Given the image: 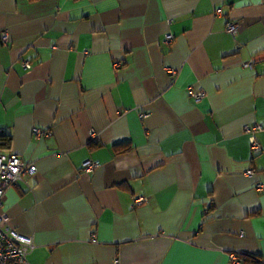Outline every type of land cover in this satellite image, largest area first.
<instances>
[{
	"label": "crops",
	"instance_id": "1",
	"mask_svg": "<svg viewBox=\"0 0 264 264\" xmlns=\"http://www.w3.org/2000/svg\"><path fill=\"white\" fill-rule=\"evenodd\" d=\"M0 136L27 264H264V0H0Z\"/></svg>",
	"mask_w": 264,
	"mask_h": 264
},
{
	"label": "built area",
	"instance_id": "2",
	"mask_svg": "<svg viewBox=\"0 0 264 264\" xmlns=\"http://www.w3.org/2000/svg\"><path fill=\"white\" fill-rule=\"evenodd\" d=\"M215 15H221V9H215ZM238 30L236 23L227 21L225 24V32L234 35ZM2 41H7V36H1ZM171 35L166 36V40L170 41ZM24 66L28 67L25 62ZM245 67H251L252 63L247 62ZM171 75H175V71L168 69ZM189 94L194 99L198 100L203 96L202 92L195 93L189 88ZM244 131L250 134V145L253 153L261 151L260 142L256 139L255 133L262 131V127L255 125H246ZM33 134L37 136L49 135L48 132L33 130ZM84 172H90L96 167L98 163L92 161H85L81 165ZM36 166L31 163H25L15 155L5 156L0 154V208L6 201V193L14 185L24 183L27 177H32L36 173ZM251 174V173H250ZM249 174V175H250ZM261 188V187H259ZM147 199L144 197H137L134 199L135 203H142ZM35 248L33 237L30 235H23L13 229L10 225V219L6 214L0 212V264H27V256ZM229 259L231 264H240L241 258L238 255L230 254ZM117 263V261H116Z\"/></svg>",
	"mask_w": 264,
	"mask_h": 264
},
{
	"label": "trees",
	"instance_id": "3",
	"mask_svg": "<svg viewBox=\"0 0 264 264\" xmlns=\"http://www.w3.org/2000/svg\"><path fill=\"white\" fill-rule=\"evenodd\" d=\"M0 142L2 143L0 147L6 146L8 143V137L0 136ZM240 264H261V260L255 255H244L241 257Z\"/></svg>",
	"mask_w": 264,
	"mask_h": 264
}]
</instances>
